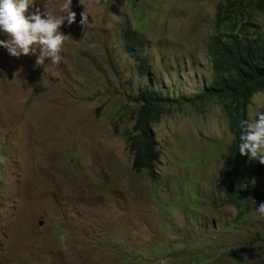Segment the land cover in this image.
Listing matches in <instances>:
<instances>
[{
  "label": "rangeland",
  "instance_id": "rangeland-1",
  "mask_svg": "<svg viewBox=\"0 0 264 264\" xmlns=\"http://www.w3.org/2000/svg\"><path fill=\"white\" fill-rule=\"evenodd\" d=\"M32 2L29 16L61 14L62 0ZM221 2L101 0L85 28L73 0L59 65L0 48V264H264V198L249 197L253 218L242 222L219 185L235 138L225 108L191 103L213 79L207 46ZM128 27L145 72L119 47ZM145 83L176 104L153 126L155 170L137 173L126 137ZM257 94L248 119L264 111ZM260 165L248 181L264 187Z\"/></svg>",
  "mask_w": 264,
  "mask_h": 264
},
{
  "label": "trees",
  "instance_id": "trees-1",
  "mask_svg": "<svg viewBox=\"0 0 264 264\" xmlns=\"http://www.w3.org/2000/svg\"><path fill=\"white\" fill-rule=\"evenodd\" d=\"M261 18H264V0H222L207 46L213 79L204 98L191 100L195 104L198 100L216 98L228 115L235 138L226 156L219 185L227 202L236 207L238 220L242 222L253 218L249 197L264 198L262 179L255 184L248 181L249 173L262 176L263 167L259 164L254 168L253 161L256 160L239 153L240 121L248 119L252 98L264 90V37L259 31ZM124 38L119 47L138 62L140 71L145 72L149 62L141 57L143 41L129 27L124 31ZM137 100V121L126 138L133 154V169L140 173L145 169L155 170L159 151L153 139V126L162 120L165 113H170L176 103L169 101L151 83L139 87ZM256 241L260 243L264 239L259 237ZM230 264L242 263L234 261Z\"/></svg>",
  "mask_w": 264,
  "mask_h": 264
},
{
  "label": "clouds",
  "instance_id": "clouds-1",
  "mask_svg": "<svg viewBox=\"0 0 264 264\" xmlns=\"http://www.w3.org/2000/svg\"><path fill=\"white\" fill-rule=\"evenodd\" d=\"M72 4L73 0H62L58 5L60 15H53L47 9L43 13L36 9L29 16L28 10L34 5L32 0H0V33L8 37L7 40L0 39V48L15 58L37 55V66H42L46 58L51 59L52 65H59L64 60V44L69 38L60 29L65 21L72 25L77 19ZM80 5L85 9L80 14V25L86 28L89 25L88 9L99 8L102 3L101 0H80ZM240 128V155L264 165V111L257 112L254 120L240 121ZM256 212L264 216V203L259 204ZM158 264H168V261L162 258Z\"/></svg>",
  "mask_w": 264,
  "mask_h": 264
}]
</instances>
